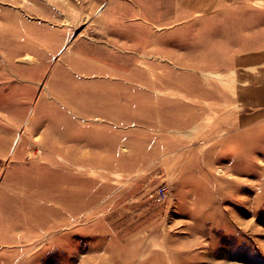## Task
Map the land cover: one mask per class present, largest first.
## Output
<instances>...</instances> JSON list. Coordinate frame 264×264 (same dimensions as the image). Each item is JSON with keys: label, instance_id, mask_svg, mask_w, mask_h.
Returning a JSON list of instances; mask_svg holds the SVG:
<instances>
[{"label": "rangeland", "instance_id": "rangeland-1", "mask_svg": "<svg viewBox=\"0 0 264 264\" xmlns=\"http://www.w3.org/2000/svg\"><path fill=\"white\" fill-rule=\"evenodd\" d=\"M187 1L0 0V264H264V13Z\"/></svg>", "mask_w": 264, "mask_h": 264}, {"label": "crops", "instance_id": "crops-1", "mask_svg": "<svg viewBox=\"0 0 264 264\" xmlns=\"http://www.w3.org/2000/svg\"><path fill=\"white\" fill-rule=\"evenodd\" d=\"M242 2L245 3V4L256 6V8H255V10L257 11V19L256 20L257 21L258 20H263L262 15L264 13V10L262 8H264V0H242ZM177 3L184 4V3H190V2L187 1V0H177ZM196 3L197 4H210V5L214 4L215 5V4H218V0H208V1L201 0V1H196ZM260 9H262V10H260ZM66 31H68V30H66ZM58 35H68V32L59 33Z\"/></svg>", "mask_w": 264, "mask_h": 264}]
</instances>
